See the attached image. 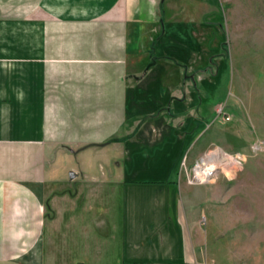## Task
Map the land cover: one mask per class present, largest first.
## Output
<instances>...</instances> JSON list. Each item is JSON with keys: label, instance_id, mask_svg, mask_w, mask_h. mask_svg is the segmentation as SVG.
I'll list each match as a JSON object with an SVG mask.
<instances>
[{"label": "crops", "instance_id": "crops-1", "mask_svg": "<svg viewBox=\"0 0 264 264\" xmlns=\"http://www.w3.org/2000/svg\"><path fill=\"white\" fill-rule=\"evenodd\" d=\"M86 2L0 0V264H196L206 199L179 157L209 149L203 87L177 83L181 65L150 44L140 56L129 0ZM68 147L91 162L70 183L56 168Z\"/></svg>", "mask_w": 264, "mask_h": 264}, {"label": "rangeland", "instance_id": "rangeland-1", "mask_svg": "<svg viewBox=\"0 0 264 264\" xmlns=\"http://www.w3.org/2000/svg\"><path fill=\"white\" fill-rule=\"evenodd\" d=\"M129 2L136 15L130 17L134 21L132 39L138 38L140 54L150 44L153 57L167 55L181 65L186 77L177 83L184 87L186 81L203 87L195 110L206 130L202 141L208 142L209 149L192 160L189 149L179 157L182 182L202 188L206 199L201 236L193 241L195 263L264 264V0ZM131 59L135 63L134 56ZM143 70L133 66L130 73L139 77ZM132 76L130 96L136 87ZM222 125L239 133L224 132L220 130ZM95 148L89 145L81 150ZM215 149L228 153L238 163L228 165L231 176L218 172L212 176L213 182L200 183L195 168ZM84 151L69 148L67 156L58 161L56 168L66 183H70L69 173L91 163L75 156ZM155 154L145 149L140 154L144 161L134 158L141 160V167L146 163L144 166L151 170L155 166L148 158ZM115 162L110 161L112 167ZM117 163L123 166L124 161ZM92 167L109 165L95 160ZM177 173L171 180L178 179ZM159 178L150 173L135 180L153 182Z\"/></svg>", "mask_w": 264, "mask_h": 264}, {"label": "bare ground", "instance_id": "bare-ground-1", "mask_svg": "<svg viewBox=\"0 0 264 264\" xmlns=\"http://www.w3.org/2000/svg\"><path fill=\"white\" fill-rule=\"evenodd\" d=\"M238 163L237 160L232 158L228 153L215 149L205 155V158L195 168V177L200 183L213 182V175L218 172L227 176H231V170L228 169V165Z\"/></svg>", "mask_w": 264, "mask_h": 264}, {"label": "water", "instance_id": "water-1", "mask_svg": "<svg viewBox=\"0 0 264 264\" xmlns=\"http://www.w3.org/2000/svg\"><path fill=\"white\" fill-rule=\"evenodd\" d=\"M154 62H155V59L153 58L152 59V62H151V64H154ZM150 67V65L147 67V69L145 70V72H147V70H148V68ZM74 178V173H69V179H73Z\"/></svg>", "mask_w": 264, "mask_h": 264}, {"label": "built area", "instance_id": "built-area-1", "mask_svg": "<svg viewBox=\"0 0 264 264\" xmlns=\"http://www.w3.org/2000/svg\"><path fill=\"white\" fill-rule=\"evenodd\" d=\"M219 112V111H218Z\"/></svg>", "mask_w": 264, "mask_h": 264}, {"label": "trees", "instance_id": "trees-1", "mask_svg": "<svg viewBox=\"0 0 264 264\" xmlns=\"http://www.w3.org/2000/svg\"><path fill=\"white\" fill-rule=\"evenodd\" d=\"M155 43V42H154Z\"/></svg>", "mask_w": 264, "mask_h": 264}]
</instances>
